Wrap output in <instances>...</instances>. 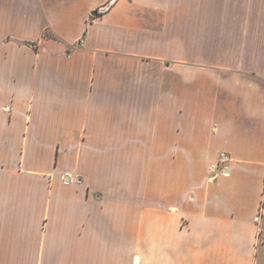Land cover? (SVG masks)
Segmentation results:
<instances>
[{"label": "crops", "instance_id": "1", "mask_svg": "<svg viewBox=\"0 0 264 264\" xmlns=\"http://www.w3.org/2000/svg\"><path fill=\"white\" fill-rule=\"evenodd\" d=\"M108 1L0 0V264H264V0Z\"/></svg>", "mask_w": 264, "mask_h": 264}, {"label": "water", "instance_id": "2", "mask_svg": "<svg viewBox=\"0 0 264 264\" xmlns=\"http://www.w3.org/2000/svg\"><path fill=\"white\" fill-rule=\"evenodd\" d=\"M116 2V0H110L108 1L107 3H105L104 5L100 6L98 9L96 10H93L92 11V15L97 17L99 16L100 14L108 11L112 6L113 4Z\"/></svg>", "mask_w": 264, "mask_h": 264}, {"label": "built area", "instance_id": "3", "mask_svg": "<svg viewBox=\"0 0 264 264\" xmlns=\"http://www.w3.org/2000/svg\"><path fill=\"white\" fill-rule=\"evenodd\" d=\"M228 159H229V157H228L227 154H225V153H222V154H221V160H220V161H226V160H228Z\"/></svg>", "mask_w": 264, "mask_h": 264}, {"label": "trees", "instance_id": "4", "mask_svg": "<svg viewBox=\"0 0 264 264\" xmlns=\"http://www.w3.org/2000/svg\"><path fill=\"white\" fill-rule=\"evenodd\" d=\"M101 15V14H100Z\"/></svg>", "mask_w": 264, "mask_h": 264}]
</instances>
